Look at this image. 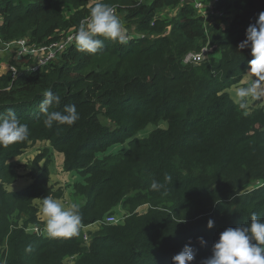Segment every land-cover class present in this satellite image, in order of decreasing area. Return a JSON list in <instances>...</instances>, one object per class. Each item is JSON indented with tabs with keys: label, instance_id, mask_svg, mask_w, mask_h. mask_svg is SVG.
I'll use <instances>...</instances> for the list:
<instances>
[{
	"label": "trees",
	"instance_id": "1",
	"mask_svg": "<svg viewBox=\"0 0 264 264\" xmlns=\"http://www.w3.org/2000/svg\"><path fill=\"white\" fill-rule=\"evenodd\" d=\"M135 1L123 3L127 19H139L140 32L149 36L168 27L170 34L128 44L105 39L97 54L71 47L49 70L22 73L12 85L8 74L0 78V118L12 109L30 130L27 140L0 146V264H66L71 258L70 264H172L189 241L195 251L192 264H202L221 232L249 223L252 213L264 219V109L245 115L227 93L248 71L251 48L238 45L264 11V0H220L216 7L228 16L207 27L192 7L179 8L180 0H148L133 8ZM88 3L2 0L3 39L51 43L77 30L85 15L67 14ZM166 7L178 9V16L151 27ZM206 31L208 36L213 32L209 46L217 45L216 50L210 49L200 65H184L189 52L207 46ZM46 90L61 98L50 111L76 106L80 118L74 125H44L39 105ZM161 122L166 129L137 137ZM37 142H50L63 155L66 171L87 177L85 185L75 186V199L84 201L78 235L51 238L26 231L44 228L33 201L55 197L38 160L29 168L34 184L18 193L7 191L21 178L9 161ZM126 143V152L104 155ZM165 175L172 181L153 191L152 181L163 183ZM117 207L125 211L124 221L100 225L87 245L83 228L116 215Z\"/></svg>",
	"mask_w": 264,
	"mask_h": 264
},
{
	"label": "clouds",
	"instance_id": "2",
	"mask_svg": "<svg viewBox=\"0 0 264 264\" xmlns=\"http://www.w3.org/2000/svg\"><path fill=\"white\" fill-rule=\"evenodd\" d=\"M105 39L127 44L132 37L116 7L102 0H95L94 5L90 6L89 14L81 19L78 29L74 35L67 37L65 43L74 42L73 47L79 52L97 54L104 47ZM248 47L251 48L253 57L248 62V71L240 81L241 86H233L229 90L232 103L245 115L249 114L254 102L264 99V11L258 14L255 23L248 26L246 39L238 45L239 49ZM43 95L44 99L39 107L44 114L43 122L46 127L51 128L54 123L72 126L79 120L74 104L65 105L62 111H50L51 106L60 104L61 98L51 90H46ZM29 135L28 125L21 123L12 109L8 110L6 117L0 118V146L8 147L23 142ZM171 181L172 177L165 175L163 183L153 180L150 187L153 191H161ZM39 214L46 218L45 230L51 238L78 235L82 226L80 204L75 201L65 203L47 195L42 198ZM207 226L211 229L214 221L209 219ZM199 239L201 244L206 243L203 237ZM26 251H31V247ZM194 260L195 251L189 241L172 257V264H192ZM202 264H264V219L252 213L249 223L235 228L228 227L221 232L218 241L212 246V255L203 260Z\"/></svg>",
	"mask_w": 264,
	"mask_h": 264
},
{
	"label": "crops",
	"instance_id": "3",
	"mask_svg": "<svg viewBox=\"0 0 264 264\" xmlns=\"http://www.w3.org/2000/svg\"><path fill=\"white\" fill-rule=\"evenodd\" d=\"M105 1L107 0H102V2ZM89 3L92 6L94 5L95 0H89ZM11 54L12 52L6 53L5 56L0 60V78L5 74H7L9 63L12 62L8 60V57ZM234 86L239 87L241 86V84L239 83ZM229 90H227L228 94H229ZM256 109H264V99L254 102L249 109V113H252V111ZM137 137L140 139H144L143 137H140L138 135ZM127 150H128L127 143L123 145L118 144L109 148L104 155L106 156L116 155V154L124 153ZM37 160H38V166L41 167L40 168L41 170L47 169L48 187L52 189V192L54 194L56 193L59 194L58 196L55 195L54 198L61 199L65 203L69 201H75L81 204L82 202H84L79 197L75 199V186L85 185L87 177L83 176L79 171H66L64 167L63 155L59 154L57 151H54L53 148L51 147L50 142H37L34 145H31L30 148L26 150L22 155L9 161V164L13 165V167L17 170L21 178L17 180L15 183L11 185H7V191L11 193H18L26 189L27 187L31 186L32 184H34L36 177L32 175V172L29 168L30 165L34 164L35 161ZM40 203H42V201L34 202V206L37 207L38 211L41 206V205L39 206ZM115 213L123 214L122 216L116 215L121 218L124 217L125 211H123L121 207H117L115 209ZM37 218L45 228L46 218L40 215L39 212ZM88 228L95 230L98 228V225L84 227L83 228L84 233L85 230ZM44 237H48L46 230ZM67 261L71 262L70 260Z\"/></svg>",
	"mask_w": 264,
	"mask_h": 264
},
{
	"label": "built area",
	"instance_id": "4",
	"mask_svg": "<svg viewBox=\"0 0 264 264\" xmlns=\"http://www.w3.org/2000/svg\"><path fill=\"white\" fill-rule=\"evenodd\" d=\"M2 0H0L1 2ZM146 1L148 0H136V4L138 6L143 5ZM206 0H180V5L181 6H190L192 7L197 13L199 17H202L205 21V26H207V24H211L213 25L214 22H217L219 19H223L225 17H227V12L222 10V9H218L216 7V5L220 2V0H208L210 1V3H206ZM161 20V19H153L152 23H151V27L155 26V22ZM2 24V17H0V27ZM76 32V30H71L68 31L66 33H62L58 36V38H56L55 41L48 43V44H44V45H31L30 44V40L26 39V38H21L18 39L16 41L19 42H24V43H28L29 46L31 47H35L36 51L34 53L30 54V61L27 63L26 66H22L19 64H14L13 62L9 63L8 66V71L7 73L11 76V83H13L15 80H17V78L24 72L30 71V72H34V73H42L45 70H49V68L53 65V64H57V62L59 61V57L62 56L63 54L66 53L67 50H69L71 47L74 46V42L73 44H66V40L67 37L69 35H74V33ZM128 33L131 35L132 39L129 41H137V40H144L147 38H153V35H147L143 32H136V30H131L128 29ZM18 43V42H16ZM128 44V43H127ZM51 46V50L50 51H44L43 52V48L44 47H49ZM206 48V46H204L202 48V50ZM200 50L199 52H189L183 60L184 65H200L202 64L207 58H209L210 56V49H208V51L206 49H204L203 51ZM202 51V52H201ZM207 52V53H206ZM8 53L7 51H5L1 46H0V60L5 56V54ZM43 53V54H42ZM200 53V54H198ZM197 57H199V59H197ZM126 217H118L116 215H110L108 216L105 221L103 222H99L98 227L102 224H108V225H119L121 224L124 219ZM26 231L28 233H34L38 236L42 235L45 236V228L39 227V226H29ZM87 238L86 235L84 236V240L87 243ZM90 244V241H89ZM72 260V258L70 259V261ZM68 262V261H67Z\"/></svg>",
	"mask_w": 264,
	"mask_h": 264
},
{
	"label": "rangeland",
	"instance_id": "5",
	"mask_svg": "<svg viewBox=\"0 0 264 264\" xmlns=\"http://www.w3.org/2000/svg\"><path fill=\"white\" fill-rule=\"evenodd\" d=\"M124 0H107L105 1V3H109L113 6L116 7L117 9V13L120 15V17L122 18V20L124 21V24L126 26L127 29H131V30H136V32H140V30H138V22H139V19H132V20H128L127 19V13H126V9H127V6H125L126 4L123 3ZM135 1V0H134ZM154 0H152L153 2ZM206 3H210V1L206 0L205 1ZM147 5V4H146ZM90 3L87 4V8H80L79 10H73V11H70L68 14H67V17H71V16H76L79 12H82L83 15H85L84 17H86L88 14H89V10H90ZM133 8H139V6L137 4L133 5L132 6ZM181 7H184V6H181L179 4V8ZM179 14V10L178 9H174L172 7H166V8H163L162 10H160V13H157L155 16H154V19H162V20H172V19H175ZM83 17V18H84ZM191 16L188 15V18H190ZM233 17V16H232ZM231 17V18H232ZM82 18V19H83ZM230 18V19H231ZM81 21V19L79 20ZM178 22H180V19H178ZM223 26V25H222ZM79 27V24L77 25V29ZM207 27V26H206ZM224 27V26H223ZM151 28V27H149ZM168 29V27H167ZM166 27H163V28H156V31L152 32V34L155 36V40L157 38H163V36H168L170 33H167L166 32ZM169 32V31H168ZM62 33V32H61ZM212 33H209V36H208V31L205 32V38H204V41L206 42V49L208 51V49H211V51H214L216 50V46H209V43L211 45V39H212ZM3 36L4 34H2L1 32V29H0V46L7 52H12V54L8 57V60L9 61H12L14 64H19V65H22V66H25L29 61H30V54L31 53H34L36 51V48L35 47H31L28 45V43H24V42H19V41H16V40H12V41H6L3 39ZM53 37H56V33L53 34ZM58 37V36H57ZM28 39V38H26ZM52 39V38H50ZM29 40V39H28ZM31 42H33L31 39H30ZM50 41V40H49ZM18 42V43H16ZM30 42V44L33 46V45H36V44H32ZM48 44V43H47ZM42 46V45H41ZM43 47V46H42ZM203 49V50H204ZM51 50V46L49 47H44L43 48V52L45 51H50ZM202 50V51H203ZM69 50L66 51V53L68 52ZM201 51V52H202ZM192 52H195V51H192ZM207 53V52H206ZM43 54V53H42ZM200 54V53H198ZM61 63V61L59 62V64ZM65 67H70V68H73V66H65ZM29 73V71H27ZM27 72H24V73H27ZM22 75V74H21ZM20 75V76H21ZM16 81V80H15ZM13 83H11L12 85ZM103 121V124H107V120H102ZM157 128H160V129H166L167 128V124L165 122H161L160 124L158 125H149L146 129L142 130L141 132H139L138 136L140 137H143V138H146L148 137L154 130H156ZM34 165H31L30 167L33 168ZM38 168H41L38 166ZM56 196H58L59 194L56 193L55 194ZM54 198V197H53ZM35 201H42V199H36L33 201V206H34V202ZM42 203L39 204V206L41 205ZM84 205V202H82L80 204V208ZM38 206V207H39ZM35 207V206H34ZM37 209V207H35ZM38 210V209H37ZM141 210V209H140ZM118 216H122L123 214H116ZM27 220V216L24 214L22 215L21 217H19V220L18 222L21 224V225H24V222ZM89 230V231H88ZM98 233V228L95 229V230H92L90 228L86 229L85 230V235L87 238V243L89 245V241L91 242V239L94 235H96ZM88 234H92V236L88 235ZM86 243V242H85ZM66 264H70V262H67Z\"/></svg>",
	"mask_w": 264,
	"mask_h": 264
}]
</instances>
